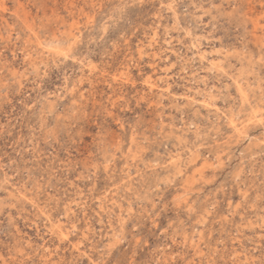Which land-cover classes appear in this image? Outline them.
<instances>
[{
  "label": "rangeland",
  "instance_id": "rangeland-1",
  "mask_svg": "<svg viewBox=\"0 0 264 264\" xmlns=\"http://www.w3.org/2000/svg\"><path fill=\"white\" fill-rule=\"evenodd\" d=\"M0 9V264H264V0Z\"/></svg>",
  "mask_w": 264,
  "mask_h": 264
},
{
  "label": "bare ground",
  "instance_id": "bare-ground-1",
  "mask_svg": "<svg viewBox=\"0 0 264 264\" xmlns=\"http://www.w3.org/2000/svg\"><path fill=\"white\" fill-rule=\"evenodd\" d=\"M1 10V9H0Z\"/></svg>",
  "mask_w": 264,
  "mask_h": 264
}]
</instances>
